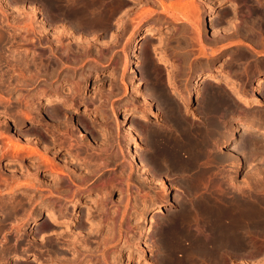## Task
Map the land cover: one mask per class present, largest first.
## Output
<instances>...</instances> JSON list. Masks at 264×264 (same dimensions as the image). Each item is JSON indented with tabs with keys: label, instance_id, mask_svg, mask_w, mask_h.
<instances>
[{
	"label": "rangeland",
	"instance_id": "374dc122",
	"mask_svg": "<svg viewBox=\"0 0 264 264\" xmlns=\"http://www.w3.org/2000/svg\"><path fill=\"white\" fill-rule=\"evenodd\" d=\"M96 1L98 2V4L100 3V6L98 4L96 6L97 10L100 8L99 10H102L104 12V10L107 9L108 11H106L110 12V18L108 17L109 22L107 21V23L105 24L106 26L103 25V27H97V29L95 28L92 32H89L85 28H79L74 30L73 28H71L70 23H66V25L68 24V26L66 27V25H64L65 23L63 24L62 21L55 20L51 25H49L51 28H49L48 34L53 35V33H61L63 36L62 39L60 38V40L54 42L56 43L54 48L50 45L51 42H49L52 38L45 39L43 34L40 33V27L36 22L35 28L28 26L29 22H31L32 20L42 22L43 16L39 17V15H42L41 13H45V15H47L48 12H44V10L46 9L44 0H0V132L5 134L3 136H0V145L6 144V136H9L11 138L17 136L18 140L16 137V139H14L15 142L20 141V143H23V145H26L25 143L29 142V145L31 143L32 146H38L39 149L41 148L40 145H38L40 144L38 141L43 139V129L41 130L39 136L42 138L40 139L39 137L35 136H32V138L31 136H29L31 138L30 141L32 140L30 142L29 139H27L26 135L29 133L30 135H32L31 133H35L36 129L32 127L31 123L27 124L26 122V124L23 123L22 125H18L17 121L25 120L26 112L31 111L30 109H33L32 107L36 109V112H40L41 110L43 111V106L41 104L42 101H45L44 99L47 97L46 94L43 93V90H47L46 93H48L49 91L50 94L52 92L51 87L52 85H54L51 84V82L55 83V86H57L56 84H58L61 87H64L66 91L65 97L67 96L66 99H73L78 101L79 99L76 96L75 98L71 96L70 88H78L82 83L81 86L84 87H81V89L86 93V95H89L90 100H87L86 103H80L77 112L74 109L70 108L69 114L67 115L73 117V119L71 120V124H73L74 127L72 125V128L75 129L76 127V129L74 130L76 133H73V137L77 138L81 134L77 126H75L80 123L78 121L81 120V125L83 124L85 128L87 127V130H89L93 139L95 140V146L97 144L100 146L103 141L105 142L106 140L113 139L114 136H116L114 133L120 129L124 131V135H122V140L129 139L127 132H125V123L119 122V119L123 115L124 111L134 106L138 109V111L145 114L147 113L146 115L148 116L147 122H144L143 120L138 118L137 115L135 117H131L130 119V123L135 126H138V130H144L143 132L141 131L143 135L140 133V136H142L140 138L142 143L143 140L147 138V136L145 135H147L146 133L151 127L163 124H166L168 126L175 125V120L173 119L172 115L174 109H181L180 111L182 113L186 112V114L190 112L191 114L187 116L188 122L195 121L196 123H201L203 120L206 119L205 114H203V109L207 94L209 93L210 89L217 88V91H220L221 89L222 96L227 94V97H232L233 94L226 88L225 82L216 84L211 82L209 79L204 78V80H202L203 84L200 85L199 89L201 90V93L199 92V95L196 94L194 101L190 105L179 101V99L177 100L176 96L171 93V88L173 86H177V88L182 93L186 94L187 91H189L188 89L191 88L193 84V81L195 79L194 77H196L200 72L203 74H216L223 78L222 81H224L226 76H229L237 82V86L242 92L246 93L247 95H250L254 92L256 93V79L264 77V0H207L212 2L210 4L214 6L216 14L219 13L217 14V17L220 16L219 18H216V22L213 25V28L216 29L215 31H218L216 33V46L213 45L211 41H207L206 45L205 39L203 41L205 45V49L203 50H206L205 53L202 52L203 50L201 44L198 43L200 45L201 51L195 50V53L192 55H190V51L185 50V41L181 42V40L184 39V37L189 34V32H192L191 29L186 27L185 22L187 21L178 22L174 19L167 17L168 22H159L157 18L159 17V15L163 16V14H161L160 10H157L151 16V21L148 20L147 22H143L139 27H136V22L134 20H137L138 16L137 18H135L136 16H133V18L131 14L134 15V13H132L131 10L133 9L134 11L137 10L139 12L142 10L140 8L146 9L144 5L145 1H139L137 2V4H134L128 0ZM123 1H125V3L128 2L129 5H126ZM167 1L170 4V2L172 3L173 0H166V5H169ZM176 1L177 0H174L173 2ZM182 1L183 3L188 4L187 6L189 7L190 0ZM196 1L197 3L199 2V4H201L200 8L202 11V9L206 7L204 3H206L207 1ZM65 2L67 3V0H65L64 3ZM232 2L237 4V14L233 13L231 7L228 8V6L231 5ZM138 4H140V8L138 7ZM141 5L144 6L141 7ZM128 7L129 9H127ZM130 8L132 9L130 10ZM187 11H190L189 8H186L184 12ZM201 11L199 12L200 16L202 14ZM34 12H36V14H34ZM210 12H212V10H210ZM128 13L131 19L129 18V15H126ZM193 13L191 12V14L194 15L192 16V18L194 17L193 19L197 21V24L201 23L199 19H196V17L198 18V14H196L195 12ZM135 15H137V13ZM126 16L127 18H125ZM124 18L126 22L124 21ZM132 19L134 22L132 21ZM201 19L202 18L200 17V20ZM123 21L125 24L122 23ZM131 21L133 22L135 28L133 27ZM233 21L237 22L240 25L233 24ZM245 24L248 25L245 26ZM159 25H161V27ZM64 26L66 27V29L71 28V35L65 33ZM234 26L238 27V30L240 31L235 32L236 28ZM154 28H157V30L160 28L158 34L155 37L148 40L142 39L138 41L140 43L139 56L141 62L138 63L139 73L137 74L138 78L136 77V81H143V84L140 85L142 91H145L151 95V97L154 99L153 107L158 109L160 112L157 117L151 118L150 108L147 107L145 104H141L140 93L135 88V80L131 82L129 76L130 74L128 71V65L131 59V47L133 40L136 37L138 39V35L141 32L149 31ZM219 29H222V32ZM206 36L208 37L207 32ZM166 39H169L170 41H168L170 43L163 45L162 42H164L163 40ZM194 42L197 43V41ZM91 43L93 44L90 45ZM250 44L254 49L249 47ZM100 45L102 47V51ZM87 48L89 50L91 49L90 52H86ZM155 48L157 51L154 50ZM93 49L95 50L93 51ZM214 50H216L215 52H217V54L214 52ZM99 51L103 52V55L100 54ZM214 53L216 56L214 55ZM156 54L163 56L166 62L168 63H160V61L156 57ZM201 55H206L207 57L203 58ZM208 57L212 58V61L210 60V64L207 61V59H209ZM213 59H216V70L212 68V63L214 61ZM149 61H152L153 64V73L151 74H149L147 66ZM92 66L95 67L91 68ZM98 70L102 72L103 77L101 80L94 81L95 72ZM82 76H84L85 78ZM37 93L39 95H37ZM262 95V103L251 104L247 106L244 105L243 102L235 100L234 97H232V99L235 101V103H233L234 101L232 99L230 100L231 97L227 98L223 96L224 98L222 100H219V102L224 103L222 104L223 108H221V112L227 110L230 115L229 116L226 114L224 116L225 119L227 118L229 124L227 138L224 140L225 142L221 146V151L225 155L231 154V152H229L231 147L229 137L231 135V130L233 126L236 125V123L241 121H255L256 126H258L260 129H264V90L262 91ZM227 100L232 101L233 104L231 102L227 103ZM38 108L39 111H37ZM85 109H90L91 114L87 116L83 115L82 112ZM194 111L198 113V116L192 115V112ZM80 113L82 115H79ZM38 114L40 115V113ZM41 115L43 116L44 114ZM255 115H257L258 118ZM78 116H80V120ZM43 118L45 117L43 116ZM62 118L66 117H62L61 115V117H59V124L57 125H55V120H47L46 118L43 122H48L49 125H52L51 127H53V125L54 127L57 126L56 129L59 132H63V130L65 131V128L63 126V121L65 119ZM69 118L71 119V117ZM76 119L78 121H76ZM260 121L263 122L261 123ZM75 122L78 123L75 124ZM95 124L99 125V128L94 129L93 125ZM39 126L41 127V124ZM58 126H61L64 129L61 130L62 128H58ZM103 129H107L108 131H110V133L108 132L106 135ZM240 132L243 133L241 139L244 138L243 136H246V138L248 137L254 140V142H252L250 146V149L253 148L251 149L253 153L249 152V154L248 151L251 150H249L248 148V151L246 150L247 152L245 151V149H242V154H245V156H241V163L244 167L242 166L238 169L237 165L232 164V159H227L228 161L224 160L222 162H217L218 164L216 163V169L214 168V171L216 170V172H218L219 167H223L219 170L222 173H219L224 176H229L233 173V175H235L237 173L236 178H238V182H240L239 179L241 180L243 179V177L246 178L249 173L253 172L250 175L252 176V181H250L254 182L253 177L259 174L262 175L263 173L258 170L263 169L262 171H264V160H262L264 159V134L257 135L258 137L255 135L256 137L253 136L252 138L249 132H244L243 130ZM240 132H238V135H241ZM79 138H82L80 139L81 141H89V137L87 134L83 136L81 135V137ZM256 141L259 142L257 143ZM253 145L254 147H252ZM254 149L256 150L254 151ZM50 154L52 155V153ZM84 155L87 156V154L85 153L83 154V156ZM63 156L65 155H60L58 159L62 161L64 159ZM122 156L123 154H121V162H124L123 160L127 162L128 158ZM9 157V152L8 155H0V264H37L36 262L32 261L30 256L35 254V252L42 256V259H45L48 262L50 261L51 264H60L64 257H71L72 255L65 254L66 256H64V253L63 255H61L62 251L60 249L57 250L56 248L58 246H61V243H59V245L57 246L58 243L54 236L49 233H45L42 230V226L46 222L45 217L43 215L46 212L48 204L49 206L53 204L56 206L66 205V207L70 208V206L74 204L75 199L78 198L77 196L73 195L76 186L73 185V187L75 186V188L71 186L73 190L69 186L68 188L72 191H69L68 189L64 192V190L60 191L56 189L57 187L54 189L55 185L53 186V183L50 182L49 185L47 187L44 186L45 189H43V185L40 182L42 179L41 176L39 177L33 175L32 173H35V171L33 172V170L26 169L27 164L31 163L33 159L27 158L24 164H21V162L18 160H14L9 163ZM226 161L228 163H226ZM120 163H117L116 161V163H112L109 166L102 165V169L101 171H99V173H102L94 175L95 177L91 176L92 180L91 178L88 179V182H90L87 183L91 186L95 183H102L103 180H100V178L107 179L108 177H111V175L113 177L115 174L116 175L114 177H117V175L118 177L121 176L124 181L122 185L123 190L115 189L111 192L108 191L109 189L105 190L102 188V191L100 190L101 193L99 191L88 190L86 194L87 197L92 200L101 199L103 201L104 198L105 200H108V202H101L102 204H104V206L100 202H96V204L99 203L98 205L101 206L99 209L103 207H106L108 209L107 210L105 208V210H107L106 213H104L103 210L104 214L107 215L108 213L107 216L98 214L101 213L102 210L96 208L98 207L96 206V204H94L96 207L92 208V210L95 211L99 210V212H96V214H98V216L100 215V219L98 218V216L94 217L96 219H91V222L93 225L95 224L94 228L96 227L97 231H93V229H90V223L87 224L88 228L84 229V232H89L92 230L94 233L93 236L91 235L89 237L91 241L89 242V244H87V246L91 245L89 247L90 249L87 246L85 247L87 248V250L89 249L88 252L85 251L84 254V258H86L84 260L86 261L96 260L100 262L101 260L102 262V257L107 252L106 255L109 257L111 264H126L128 263L127 253L130 252V247L134 249L133 246H139V248H141L143 247V245H146L147 248L148 244H145V242H143L141 238V229L145 226L148 219V216L144 215L143 211H145L146 207L148 206L153 207L157 205L158 202L166 200L167 196L168 199L173 200V203L169 204V206H166L164 213H153L151 215L155 219L153 220V222L156 224V227L154 230L155 232L151 233L148 238V243L154 244V247H149L148 249V257L155 258L154 253L157 252V249L155 248V243L157 242L156 240L158 234L162 229V227L160 228V226L162 225L164 219L167 218V215H169V213L172 211L178 210L181 205V202L185 200V193L183 192L184 188L180 181V176L178 173L173 172L170 175L165 173L154 174L151 179L147 180L149 186L148 188L146 187V189L143 191L141 190V188L140 190H138L140 186V181L138 180L139 172L133 169V176H130L128 174L129 170L127 172H123L124 169L122 164ZM219 163L220 165L221 163H224V166H220ZM252 163L254 164V166ZM233 165L235 166L234 169L236 171H234ZM256 166L259 169H257ZM26 171H28V174H31L30 176H28L29 178L26 176L28 175ZM35 176L37 177L36 180H34V178H36ZM31 178L33 180H31ZM241 182L243 181L241 180ZM37 183H39V185ZM128 183L133 188L132 196H135L138 199L139 203L133 201L134 199H126V194L128 192L127 190L129 188ZM72 192L73 194L72 196H70ZM73 197L75 198L73 199ZM118 200H120V203L123 200L124 202L120 204ZM128 201L131 211L129 212V214L127 213V215L123 217L122 212L126 208V204L128 203ZM134 202L137 204H135ZM87 208L85 204H83L82 207L78 208L79 212L77 215L79 222H83L84 219V222H86V211L88 210ZM118 209L119 213L113 214L112 216L114 217H112L109 211L114 212ZM35 215L38 217L37 224H34L32 221ZM101 217L106 219V221L103 218L101 219ZM98 226L100 227L101 232H99L100 230L97 229ZM40 230L43 231V234ZM96 234L99 235L94 238ZM99 236L100 238H97ZM92 237L94 239H91ZM129 238H131L132 240ZM133 238L135 243L133 241ZM128 239L130 241H128ZM99 242H102L104 244L101 243L100 246ZM105 242L108 243L107 246L105 245ZM128 243L133 244L132 246H127ZM28 244L31 249L28 254L30 257L28 256L24 260H21L22 257L26 255L25 251ZM257 244L260 247L261 242L258 241ZM91 249L93 250V252ZM103 252L104 255H102ZM87 253H90L92 256H89L90 254ZM250 255H248V257L246 258L237 257V259L233 260V262L229 260V262L227 261L226 264H245V262H247L246 264H263L264 254L262 251H257L256 253ZM241 260L243 261L241 262ZM143 261L144 260H142L141 264H144L145 261ZM134 263H137V259L132 262H129V264Z\"/></svg>",
	"mask_w": 264,
	"mask_h": 264
},
{
	"label": "bare ground",
	"instance_id": "6f19581e",
	"mask_svg": "<svg viewBox=\"0 0 264 264\" xmlns=\"http://www.w3.org/2000/svg\"><path fill=\"white\" fill-rule=\"evenodd\" d=\"M64 1L65 0H44L45 6H46V9L44 10V12H48L47 15H45V13H41L42 15H39V17L43 16L42 22L32 20L31 22H29V25H28L29 27L35 28L36 27L35 22H36L40 27V31H41L40 33L43 34L45 39L52 38L50 39L49 42H51L50 45L53 47L56 44L54 42L57 40H60V38L62 39V36H63L61 33L60 34L53 33V35L48 34L49 28H51L49 25H51L55 20L62 21L63 24L65 23L64 25H66V23H70L71 28H73L74 30L79 29V28L81 29L85 28L89 32H92L95 28L97 29V27H100V26L103 27V25H105L108 19L110 18L109 17L110 12H107L108 11L107 9H106L107 11L104 10V12L102 10H99L100 8L98 9L99 11L97 10L96 6L98 2L96 0H69V2L67 0V3L66 2L64 3ZM125 1L123 2L125 3ZM128 1L134 4H137V2L139 1H145L144 5L146 9L140 8V4H138L139 6L137 5L140 9H142L139 12L137 10L134 11L132 8H130V10L132 9L131 12L134 13V15L130 13L131 16L132 17L136 16L135 18H137L138 16L137 20H134L136 22V25H135L136 27H139L143 22H147L148 20L151 21L150 18H152L151 16L154 14V12H156L157 10H160L163 16L159 15L158 18L156 17L159 22L161 21L168 22L167 19L171 18L178 22L187 21L188 23L193 24L197 33L195 36H191V38L193 42L197 41V43L201 44L202 50L205 49V45L203 41L207 38L206 25L204 24L203 19L200 20L201 16L199 12L201 11V8H200L201 4H199V2L197 3L196 0H190L189 7L187 6L188 4L183 3L182 0H177L176 2H173L174 0L173 1L169 0V1H172V3L170 2V4L167 1L169 5H166V0H128ZM210 1H207L204 4L207 5L208 9L214 10V6L210 4L212 3ZM125 4L127 5L128 2ZM144 5H141V7H143ZM229 7H231V10L233 11L234 14H237L238 12L237 4L232 2L231 5L228 6V8ZM186 8H189L190 13L188 11L184 12ZM127 9H129V7ZM191 12L192 13L195 12L196 14H198L197 15L198 18L196 17V19L197 20L199 19L201 23H198V24L196 23L197 21L193 19L194 17L192 18V16L194 15H192ZM136 13L137 15H135ZM34 14H36V12H34ZM217 14H216V18H219L220 16L217 17L218 16ZM126 15L128 16L129 13ZM127 16L125 18H127ZM125 18H124V21H125ZM129 18H130V15H129ZM124 21L122 22L123 24H125ZM207 21H212V19L208 18ZM133 22H132V25H133ZM233 24L237 25L238 23L234 22ZM247 25L245 24V26ZM67 26L68 24L66 25V27ZM135 26L133 25L134 28ZM159 26L161 27V25ZM66 27L64 26L65 33L71 35V32H70L71 28L66 29ZM235 28L237 29V30L235 29V32L240 31L238 30L239 29L238 27H235ZM159 30L160 28L158 30L157 28H154L149 31H143L138 35L139 36L138 39L136 37L133 40L132 47H131V50H132L131 59L128 65L129 70L127 69L130 74L129 76H130L131 82L135 80L134 84H135V88L140 93L141 104H145L147 107L150 108L151 118L157 117L160 112L158 109L153 107L154 99L151 97V95L145 91H142L140 85L143 84V81L142 82L136 81L137 74L139 73L138 63L141 62V59L139 56L140 55V50H139L140 43L138 41L142 39L148 40V39L155 37L158 34ZM220 31L222 32V29ZM191 38L189 39L191 40ZM168 40L169 39L163 40L164 41L162 42L163 45H166L167 43L169 44L170 40L169 41ZM182 41H185V38L182 39L181 42ZM92 44L93 43H91L90 45ZM249 47L253 48L251 44L249 45ZM88 48L86 52H90L91 49L89 50ZM100 48L102 51L101 45H100ZM94 50L95 49H93V51ZM154 50L157 51L156 48ZM101 51H99L100 54L103 53ZM205 51L203 50L202 52L205 53ZM215 51L216 50H214V52ZM215 53L217 54V52ZM156 57L158 58L160 63L166 62L163 56L156 54ZM152 65H153L152 61H149L147 64L149 74L153 73ZM93 67L95 66H92L91 68ZM94 77H95L94 81L101 80L103 77L102 72L99 70L96 71ZM194 78L195 79L193 81V84L191 88L188 89L189 91H187L186 94L182 93L177 88V86H173L171 88V93L176 96L177 100L179 99V101L187 105H190L194 101L196 94H198L201 91L199 89H200V85L203 84L202 80H204V78H207L211 82L216 83V84L225 82L226 88L233 94V95L231 94L232 97H234L235 100H239L243 102V104L246 106L251 105V104H260L263 101L261 98L263 96L262 91L264 90V77L256 79L257 80L256 81L257 84L255 85L256 93L254 92L250 95H247L246 93L239 90L237 86V82L234 81V79H232L229 76H226L225 77L226 80L224 79V81H222L223 78L216 74H210V73L203 74L200 72ZM51 84H54V85H52V87L50 86L52 90V92L50 90L51 92L50 94H49V91L48 93H46L47 90L46 91L43 90V93H45L47 96L44 99L45 101L41 100L43 111L41 110L40 112H36L35 111L36 109L32 107L33 109H30L31 111L26 112L25 120L17 121L18 125H22L23 123L26 124V122L27 124L31 123L32 127L36 129L35 133H31L32 135H30V133L27 135L25 134L27 139H29V141L31 139L29 136L39 137L41 130L43 129L44 131L42 133L43 139L38 141L40 143L38 145H40L42 149L41 148L39 149L38 146L37 147L32 146L31 143L29 145V142L25 143L26 145H23V143H20V141L15 142L14 139H16L17 136L13 138L6 136V144L0 145V155L2 156L6 154L8 155V152H9L10 154V157L8 159L9 163H11L14 160H18L21 162V164H24L27 158L33 159V161L31 160L32 162L30 161L31 163L27 164L26 169L33 170V172L35 171V173H32L33 175H36L39 177L41 176L42 179L40 182L43 185V189H45L44 186L47 187L50 182L53 183V186L55 185L54 189L57 187L56 189L60 191L64 190V192L69 189L68 188L69 186L70 187L71 186L73 187V185L76 186V188L75 186L73 187L75 188L74 194L72 192L70 195L72 196L73 194L74 196L78 197L77 199H75L74 204L71 203L72 207L70 206V208H68L66 207V205L56 206L54 204L49 206L48 204V206L46 205L47 206L46 212L43 215L45 217L46 222L42 226V230L45 233H49L54 236V238L57 240V243H58L57 246L59 245V243H61V246L56 247L57 250L60 249L62 251L61 255H63V253H64V256H66L65 254L72 255L71 257H67V258L64 257V259L62 258L63 260L60 262V264H111L109 257L106 255L107 254L106 251H104L106 252L105 255H104V252L102 254L104 255L102 257V262L101 260L100 262L96 260L95 261L84 260L86 259L84 258L85 251L88 252V250L90 249L89 247L91 246V245L87 246V244H89V242L91 241L89 237L91 235L93 236L94 235L93 231L96 230V227L94 228L95 224L94 225L92 224L91 219L94 217H97L98 214L106 215L104 213H106V211L108 210L106 207L105 208L107 210H105V208L103 207L104 204H102L105 201L108 202V200H105V198L103 199V201L101 199L92 200L88 198L86 194L88 190L89 191L90 190L99 191L101 193L102 188L105 190L109 189L108 191H111V192L114 191L115 189L123 190L122 185H123L124 179H122L121 176H119L120 177L119 178L118 175L117 177H114L116 174L113 177L112 175L111 177H108V178L106 177L107 179H104V178L101 179L99 177L100 180H103L102 183L98 181L99 183H95V184L93 183L94 185L92 186L88 184L90 182V181L88 182V179L91 178L92 180L91 176L95 177L94 175L96 174L98 175L102 173V172L99 173V171H101L102 169V165L109 166L112 163L113 164L116 163V161L117 163H120L121 154H123L122 157L128 158L127 162L123 160L124 162L120 163L123 166V169H124L123 172L124 171L127 172L129 170L128 174L130 176L132 175L133 169L139 172L138 180L140 181V186L138 190H140L141 188V190L144 191L146 187L148 188L149 183L147 182V180L151 179V177L154 174L165 173V174L170 175L171 173L176 172L180 176V181L184 188L183 192L185 193L184 195L185 200L181 202L179 209L176 211L170 212L169 215H167V218L164 219L162 225L160 226V228L162 227V229L159 232L157 240H156L157 242L155 243V248L157 249V252L154 253L155 258L148 257L149 247H154V244L148 243L149 242L148 238L151 235V233L155 232L154 230L156 227V224L153 222V220L155 219L151 215L153 213H156V214L164 213L166 206L167 205L169 206V204H172L173 200L168 199V197L166 196V200L158 202L157 205L153 207L152 206L146 207L145 211L143 212H144V215L148 216V219H147V223L145 224V226L142 227L141 229V238L143 242H145V244H148L147 248H146V245L145 246L143 245V247L141 248H139V246H136V247L133 246L134 249L130 247V252L127 253L128 263L126 264H129V262H132L135 259H137L136 264L138 263L141 264L142 260L145 261V262L143 261L144 264H226L227 261L229 262V260L233 262V260H236L237 257L246 258L248 257V255L254 254L257 251H262L264 254V174H263L264 171H262L263 169L258 170V171H261V173L263 172L262 175L260 174L257 176L253 175L254 182H251L252 176L250 175L253 173L252 172V173H249V175H247L246 178L243 177V179H241L243 182H241V180L239 179L241 183L238 182L237 180L238 178H236L237 173L233 175L234 173L232 172L233 174H230L229 176H227L224 173L226 175L224 176L220 174L222 172L219 171L220 168H223V167H219L218 165H217L219 167L218 172H216V170L214 171V168L217 162H222L227 159H232L233 160L232 164L237 165L238 169L243 166L241 163V160H242L241 156L242 155L245 156V154H242L243 153L242 149H245V151L246 150L248 151V149L249 150L253 149V148L250 149V146H251V143L254 142V140L248 137L246 138V136H243L244 138L241 139L243 133H241L240 131L243 130L244 132L245 131L249 132L252 138L253 136L256 137L257 135L264 134V129H260L258 126H256L255 121L238 122L236 123V125L233 126L231 130V135L229 137V140L231 143L229 152H231V154L225 155L224 153H222L221 146L225 142L224 140L227 138L228 128H229L228 120L227 118L225 119L224 116L226 114L229 115V113L227 110H225L226 108L224 109L225 111H223L222 109L223 112H221V108H223L222 104L224 103L219 102V100H222L224 97H227L226 92H225L226 95H223L224 96L223 97L221 94V89L220 91H217V88L210 89L209 93L207 94L206 101L204 104V109H203V114H205L206 119L203 121L201 120L202 121L201 123L199 122L196 123L195 121L188 122L187 116L191 114L190 112L186 114V112L182 113L180 111L181 109L180 110L174 109L172 112V115H173V119L175 120V125L173 124L174 126H171V125L168 126L162 123L163 125L151 127L150 129H148L146 133L147 135L144 134L145 136H147L146 138L147 140L142 139L143 143L140 140V138L142 137L140 135L141 134L143 135V133H141L142 130L141 129L138 130L137 128L138 126H135L132 123H130V119L131 117L133 116L135 117L137 115L138 118H140L144 122H147L148 116L146 115L147 113L145 114V113L138 111V109L135 106L131 107L128 110L124 111L123 115L119 119V122L125 123V126H126L125 132H127L129 139L122 140V135H124L123 134L124 131L120 129L114 133L116 136H114L113 139L111 140L103 139L106 141L105 142L103 141V143L100 146L97 144L96 146L98 147H96L94 145L95 140L93 139L89 130H87V127L85 128L83 124L81 125L80 116H78L80 121L76 119V121L80 123L75 122V124L78 123L75 126H77L81 134L77 138L73 137L74 134L76 133L74 131L76 127L75 129L72 128L73 124H71V120L73 119V117L67 115L69 114L70 108L74 109L77 112V109L79 108L80 103L81 104L86 103L87 100H90L89 95H86V93L81 89V87H84V86H81L82 83L80 84L78 88L71 89L72 87L71 88L69 87L71 91L70 93L71 96H73V98H75L76 96L79 99V101L73 100V99H66L67 96L65 97L66 91L64 87H61L58 84H56L57 86H55V83H52V82ZM64 91H65V94H64ZM37 95L39 94L37 93ZM232 97L230 98V100L232 99ZM228 102L232 103V101L227 100V103ZM233 103H235V101ZM37 111H39V108ZM38 113H40V115ZM41 114H44L43 116L47 120H55L56 121V122L54 121L55 125L59 124L58 123L59 117H61V115L62 117H66V118H62V119H65L63 121L64 123L63 126L65 128V131L63 130L64 128H62L61 126L60 127L58 126V128H62L61 130H63V132H59L56 129L57 126L54 127L53 125V127H51L52 125H49L48 122H46L47 120L45 121L46 123H44L43 121L45 118H43ZM82 114L87 116L91 114V111L90 109H87V110L85 109L83 110ZM82 114L80 113L79 115H82ZM192 115L198 116V113L194 111L192 112ZM255 116L258 118L257 115ZM69 117H71V119ZM40 124H41V127L39 126ZM96 124L93 125L94 129L99 128V125H96ZM103 131L105 132L106 135L108 132L110 133V131H108L107 129H103ZM238 132H240L241 135H238ZM59 133L60 134L63 133V134L60 135ZM85 134H87L89 137L88 142L87 140L81 141L80 139L82 138H79L81 137V135L83 136ZM3 135L5 134L0 132V136H3ZM42 137H39V138L41 139ZM17 140H18V137H17ZM142 144L145 146H143ZM116 146H117V149H116ZM252 147H254V145ZM255 150L256 149H254V151ZM249 152L253 153L252 150L248 151V153ZM50 153H52V155ZM84 153L87 154V156L85 155L83 156ZM60 155H65L63 156L64 159L61 158L63 159L62 161L58 159ZM227 161L226 163H228ZM221 165L224 166V163L223 164L221 163ZM234 168L235 166L233 167V169ZM257 169L259 168L257 167ZM234 171L236 170L234 169ZM26 172L28 174V171ZM30 175L31 174L29 173L26 176L28 177ZM36 179L37 177L34 178V180ZM31 180L33 179L31 178ZM37 184L39 185V183ZM128 186L129 188L127 190L128 192L126 194V199L128 200L134 199L133 201L138 202V199L135 196H132L133 195L132 186L129 183H128ZM71 189H69V191ZM74 198L75 197H73V199ZM118 201L120 203V200ZM96 202H100V203L102 202L101 204L103 205L102 207L104 209L103 208L99 209L101 206L98 205L99 203L96 204ZM123 202L124 200L121 201V203ZM83 204L86 205V208L88 207L87 208L88 210L86 211L87 220L86 222H84L85 220L84 219L83 222L80 221L82 222L80 223L78 221L77 214L79 212L78 208L82 207ZM94 204H96V206L98 207H96ZM127 206H128V209H127ZM93 207H96L99 210H102L101 213H98L99 210L98 211L92 210ZM103 210H104V213H103ZM130 211L131 209L129 207V201H128V203L126 204V208L122 212V216L125 217L127 213L129 214ZM96 212L98 214H96ZM112 212L109 211L111 216L113 214L119 213V209L114 211L113 213ZM102 218L103 217H101V219ZM104 220L106 221V219ZM32 221L34 224H37L38 217L35 215ZM88 223L91 224L89 227L90 229H93V231L91 230L89 232L88 231L84 232V229L88 228L87 226ZM98 227L97 229L100 230V227L99 228ZM43 231H41V233ZM99 232H101V230ZM98 235L96 234L94 238H96V236ZM94 238L92 237L91 239H94ZM97 238H100V236ZM129 239L128 241H130ZM133 241H134V238H133ZM258 241L261 242L260 247L257 244ZM101 243L99 242L100 246H101ZM107 244L108 243H106L105 245L107 246ZM132 244L128 243L127 246H132ZM86 246L89 248L88 250L87 248H85ZM50 247H51V244H50ZM30 250L31 249L28 244L26 251H25L26 255H24L21 260H24L25 258L29 256L28 254ZM87 254H90V253H87ZM30 256H31L32 261L36 262L37 264H51L50 261L49 263L47 260L42 259L41 258L42 256H40L36 252L35 254L30 255ZM89 256H92V255L90 254ZM242 261L243 260H241V262ZM246 263L247 262H245V264ZM263 264H264V261H263Z\"/></svg>",
	"mask_w": 264,
	"mask_h": 264
},
{
	"label": "flooded vegetation",
	"instance_id": "af4514ba",
	"mask_svg": "<svg viewBox=\"0 0 264 264\" xmlns=\"http://www.w3.org/2000/svg\"><path fill=\"white\" fill-rule=\"evenodd\" d=\"M201 13H202L201 14V18L204 17L202 19H203L204 24L206 25V32H207V35H208V37L206 38L205 44L207 45V41H211L213 43V45L216 46V31H215L216 29L213 28V25L216 22V20H215L216 19V14H215L216 11L215 10H212V12H210V10L208 9V7L206 5V7L204 9H202ZM208 18H211L212 21H207ZM185 23H186V27L189 28V29H191L192 32H189V34H187L184 37L185 38V46L184 47H185V50L186 51H190V55H192V54L195 53L194 52L195 50L201 51L200 50V45L198 43H196V42H193V40L191 38V36H194L197 33L196 30H195L194 25H191V24H189L187 22H185ZM208 31H209V34H208ZM188 37L191 38V40ZM190 55H189V57H190ZM201 56L203 58H206L207 57L206 55H201ZM208 58L209 59H207V61L210 64V60H212V58H210V57H208ZM213 60L214 61L212 63V65H213L212 68L216 70V59H213Z\"/></svg>",
	"mask_w": 264,
	"mask_h": 264
}]
</instances>
